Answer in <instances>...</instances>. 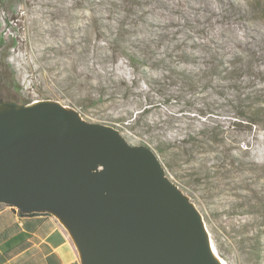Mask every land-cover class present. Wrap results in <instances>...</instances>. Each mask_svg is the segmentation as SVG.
Wrapping results in <instances>:
<instances>
[{
    "label": "rangeland",
    "instance_id": "374dc122",
    "mask_svg": "<svg viewBox=\"0 0 264 264\" xmlns=\"http://www.w3.org/2000/svg\"><path fill=\"white\" fill-rule=\"evenodd\" d=\"M42 100L152 148L219 256L264 264V0H0V102Z\"/></svg>",
    "mask_w": 264,
    "mask_h": 264
},
{
    "label": "water",
    "instance_id": "95a60500",
    "mask_svg": "<svg viewBox=\"0 0 264 264\" xmlns=\"http://www.w3.org/2000/svg\"><path fill=\"white\" fill-rule=\"evenodd\" d=\"M35 102H0V206L55 217L80 264H219L201 214L152 148L71 106Z\"/></svg>",
    "mask_w": 264,
    "mask_h": 264
},
{
    "label": "crops",
    "instance_id": "0c3cea01",
    "mask_svg": "<svg viewBox=\"0 0 264 264\" xmlns=\"http://www.w3.org/2000/svg\"><path fill=\"white\" fill-rule=\"evenodd\" d=\"M0 264H80L67 231L46 213L0 206Z\"/></svg>",
    "mask_w": 264,
    "mask_h": 264
},
{
    "label": "bare ground",
    "instance_id": "6f19581e",
    "mask_svg": "<svg viewBox=\"0 0 264 264\" xmlns=\"http://www.w3.org/2000/svg\"><path fill=\"white\" fill-rule=\"evenodd\" d=\"M41 101H38L36 103H39ZM209 249L212 257L219 263V264H228L224 259H222L217 252L214 251L213 245L209 244Z\"/></svg>",
    "mask_w": 264,
    "mask_h": 264
},
{
    "label": "trees",
    "instance_id": "16d2710c",
    "mask_svg": "<svg viewBox=\"0 0 264 264\" xmlns=\"http://www.w3.org/2000/svg\"><path fill=\"white\" fill-rule=\"evenodd\" d=\"M158 150V152H162V150L161 149H157ZM13 210H16L15 208H13V207H11ZM17 212L20 214V215H22V216H27V215H31V214H24V213H21L20 211H18L17 210ZM210 231V230H209ZM210 233H211V235H212V238H213V240H214V242H215V248H216V250L218 251V253H220V250H219V247H218V245L216 244V239H215V237H214V231L213 230H211L210 231ZM257 250V253L258 252H260L259 250H258V247L256 248Z\"/></svg>",
    "mask_w": 264,
    "mask_h": 264
}]
</instances>
